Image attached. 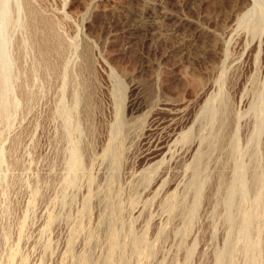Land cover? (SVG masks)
Segmentation results:
<instances>
[{
    "label": "rangeland",
    "instance_id": "rangeland-1",
    "mask_svg": "<svg viewBox=\"0 0 264 264\" xmlns=\"http://www.w3.org/2000/svg\"><path fill=\"white\" fill-rule=\"evenodd\" d=\"M221 259L264 264V0H0V264Z\"/></svg>",
    "mask_w": 264,
    "mask_h": 264
},
{
    "label": "bare ground",
    "instance_id": "bare-ground-1",
    "mask_svg": "<svg viewBox=\"0 0 264 264\" xmlns=\"http://www.w3.org/2000/svg\"><path fill=\"white\" fill-rule=\"evenodd\" d=\"M2 24V23H1ZM2 66L4 68L5 66V62L2 63ZM2 96V94H1ZM235 194V191L233 190L232 193H231V196ZM260 210V207L259 205L257 204L256 207H255V211H254V214H252L251 216H245V218H243V221H242V235H241V241H243V248L247 251V252H253L255 250H257L258 245L257 247L255 245H252L250 244L249 242V237H250V234H251V231L253 229V225H254V215H256ZM111 220V219H110ZM114 257V255H113ZM219 264H226V261L224 259H221L220 263ZM251 264H255L254 261L251 263Z\"/></svg>",
    "mask_w": 264,
    "mask_h": 264
}]
</instances>
